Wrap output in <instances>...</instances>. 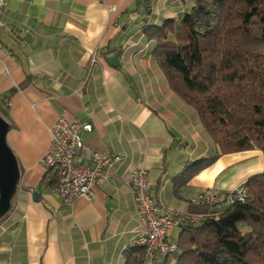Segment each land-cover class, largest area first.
<instances>
[{
    "label": "crops",
    "instance_id": "0c3cea01",
    "mask_svg": "<svg viewBox=\"0 0 264 264\" xmlns=\"http://www.w3.org/2000/svg\"><path fill=\"white\" fill-rule=\"evenodd\" d=\"M192 0H8L0 26V115L21 179L0 222V264H125L139 247L141 220L129 166L143 168L154 202L204 215L191 200L219 193L264 172V152L221 155L175 192V177L217 151L193 107L175 94L143 28L178 19ZM115 11H110L111 7ZM117 56V67L106 59ZM96 62L92 64V59ZM91 124L81 134L84 162L92 150L124 156L90 200L62 204L55 171L40 159L59 119ZM33 192L39 194L38 200ZM181 227L168 232L177 241ZM144 264H173L156 256Z\"/></svg>",
    "mask_w": 264,
    "mask_h": 264
},
{
    "label": "trees",
    "instance_id": "16d2710c",
    "mask_svg": "<svg viewBox=\"0 0 264 264\" xmlns=\"http://www.w3.org/2000/svg\"><path fill=\"white\" fill-rule=\"evenodd\" d=\"M192 1L180 18L143 28L169 87L195 109L217 148L175 177V192L221 155L264 152V0ZM242 185L247 202L206 208L197 223L179 226L177 252L165 261L264 264V172ZM144 263L141 247L127 251L125 264Z\"/></svg>",
    "mask_w": 264,
    "mask_h": 264
},
{
    "label": "built area",
    "instance_id": "2783aa9c",
    "mask_svg": "<svg viewBox=\"0 0 264 264\" xmlns=\"http://www.w3.org/2000/svg\"><path fill=\"white\" fill-rule=\"evenodd\" d=\"M7 1L0 0V26ZM110 11H115V7H111ZM95 62L96 58H93L92 64ZM91 130L89 123L69 122L62 117L49 128L50 147L39 163L44 170L55 171L58 178L55 193L64 205H71L81 198L90 200L94 195L93 186L107 179L109 171L124 159L121 154L92 150L88 162H84L83 154H80L83 149L81 134ZM128 174L134 206L141 220V226L136 231V244L144 250L145 261L175 254L177 243L168 238V232L184 224H195L203 215L167 208L154 202L149 195L143 168L129 166ZM248 200L243 185L224 193L206 188L191 200V205L216 213Z\"/></svg>",
    "mask_w": 264,
    "mask_h": 264
},
{
    "label": "water",
    "instance_id": "95a60500",
    "mask_svg": "<svg viewBox=\"0 0 264 264\" xmlns=\"http://www.w3.org/2000/svg\"><path fill=\"white\" fill-rule=\"evenodd\" d=\"M106 61L117 67V56H110ZM9 129V123L0 115V222L13 207L21 179L17 157L7 143ZM33 197L38 200L39 194L33 192Z\"/></svg>",
    "mask_w": 264,
    "mask_h": 264
}]
</instances>
